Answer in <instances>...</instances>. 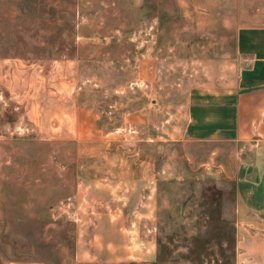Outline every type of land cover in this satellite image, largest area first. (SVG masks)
Wrapping results in <instances>:
<instances>
[{
	"label": "rangeland",
	"instance_id": "obj_1",
	"mask_svg": "<svg viewBox=\"0 0 264 264\" xmlns=\"http://www.w3.org/2000/svg\"><path fill=\"white\" fill-rule=\"evenodd\" d=\"M246 25L264 0H0V264H90L99 222L134 237L118 264H236L234 184L179 137L192 91L234 81ZM6 81L66 84L95 134L45 139Z\"/></svg>",
	"mask_w": 264,
	"mask_h": 264
},
{
	"label": "crops",
	"instance_id": "obj_2",
	"mask_svg": "<svg viewBox=\"0 0 264 264\" xmlns=\"http://www.w3.org/2000/svg\"><path fill=\"white\" fill-rule=\"evenodd\" d=\"M235 42L240 60L234 81L221 88L192 91L179 140L184 145L216 149L203 163L216 161L218 166H225V175L234 184L236 264H264V25L240 27ZM34 74L38 76L36 70ZM5 86L16 101L25 103L26 119L45 139L86 140L95 134V116L69 101L66 84L53 87L44 81H18L14 86L6 81ZM220 144H228L233 150L221 156ZM107 225L99 222L90 247L78 249L79 262L118 264L132 257L128 249L134 237L126 233L127 228L118 222ZM140 254L143 260H151L153 255L151 251Z\"/></svg>",
	"mask_w": 264,
	"mask_h": 264
}]
</instances>
